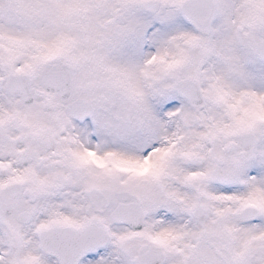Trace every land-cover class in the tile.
Returning a JSON list of instances; mask_svg holds the SVG:
<instances>
[{
    "label": "snow or ice",
    "instance_id": "6c2138e0",
    "mask_svg": "<svg viewBox=\"0 0 264 264\" xmlns=\"http://www.w3.org/2000/svg\"><path fill=\"white\" fill-rule=\"evenodd\" d=\"M0 264H264V0H0Z\"/></svg>",
    "mask_w": 264,
    "mask_h": 264
}]
</instances>
